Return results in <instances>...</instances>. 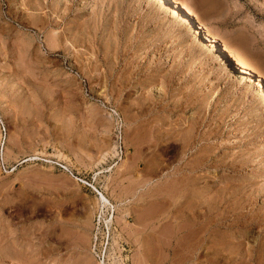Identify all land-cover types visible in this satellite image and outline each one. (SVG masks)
Listing matches in <instances>:
<instances>
[{
	"label": "rangeland",
	"instance_id": "rangeland-1",
	"mask_svg": "<svg viewBox=\"0 0 264 264\" xmlns=\"http://www.w3.org/2000/svg\"><path fill=\"white\" fill-rule=\"evenodd\" d=\"M224 2L250 81L160 0H0V264H264V0Z\"/></svg>",
	"mask_w": 264,
	"mask_h": 264
},
{
	"label": "bare ground",
	"instance_id": "bare-ground-1",
	"mask_svg": "<svg viewBox=\"0 0 264 264\" xmlns=\"http://www.w3.org/2000/svg\"><path fill=\"white\" fill-rule=\"evenodd\" d=\"M162 2V4L168 8L171 12V15H173L174 17H176L178 21H181L182 23H184L187 27V30L194 33V35H197L200 40H201V43H203L207 48L208 50L214 54V56H216L217 58L221 59V61H223L224 63H227L228 65L231 66L232 70H234L236 73H237V76L240 78V81L242 80H247L250 81L251 80V77L248 76V73H250V71L245 67V65H243L241 62L235 60V59H232L229 57V55H227L226 53L222 52L221 49H219V47L217 46V43L216 41L211 37L210 34H208V32H205L203 30H200V27L198 25H196L195 23H193V21L189 18V16L185 13V11H183L182 6L179 5V1L177 2L176 0H160ZM210 35V36H209ZM212 54V55H213ZM258 83H259V86H260V90L261 92L264 94V86L262 85L261 81L258 79ZM147 164V163H146ZM149 167V166H148ZM150 173V172H149ZM177 173V172H176ZM178 175V174H177ZM184 176V175H183ZM178 178V177H177ZM175 179V178H174ZM147 180V179H146ZM142 181V180H141ZM145 184V183H144ZM144 194V193H142ZM158 196V195H157ZM102 199L106 202L107 200L105 199V197L102 196ZM195 212V211H194ZM204 215V214H203ZM191 223V222H190ZM189 223V224H190ZM63 224L62 221H60V219H55L50 225H49V229L45 232V236L47 237V245L48 246L47 248L49 249V251L51 250H56L57 247H53L50 243V240L51 239H56L58 240L60 238V232H59V228L60 225ZM179 226H181L182 228V225L184 224H178ZM188 225L186 224V227ZM194 226V224H193ZM202 226V225H201ZM204 226V225H203ZM200 227V226H199ZM198 227V228H199ZM180 228V229H181ZM203 228V227H202ZM59 229V230H58ZM179 229V228H178ZM179 229V230H180ZM188 229V227H187ZM195 229V227H194ZM199 230V229H198ZM191 230H188L187 233H190ZM196 231V230H195ZM194 231V232H195ZM201 231V229H200ZM185 232V231H184ZM186 232L184 233L185 236H188L186 234ZM193 234H196L194 233ZM181 233V232H180ZM183 235V233L181 234ZM192 235V234H191ZM198 235V234H197ZM178 237V236H177ZM181 238H183V236H180ZM181 238H178L179 240H181ZM193 238V237H192ZM203 238V237H202ZM185 239V238H184ZM60 240V239H59ZM200 240V239H199ZM185 241V240H184ZM202 241V239H201ZM52 242V241H51ZM60 242V241H59ZM177 242V241H176ZM175 242V243H176ZM53 243V242H52ZM189 244V243H188ZM11 249H6L4 251V258L6 257V255H12L11 258L15 259L16 258V255L17 257L19 258L22 254L19 252V250H17L13 245H14V240L11 241ZM197 245H200V244H197ZM194 246V245H192ZM9 247V246H8ZM187 247H189L187 245ZM196 247V246H194ZM149 249V248H148ZM255 251V250H254ZM21 254V255H20ZM182 259V258H181ZM18 260V259H17ZM175 260V259H174ZM178 262H181L179 261L178 259ZM177 262V263H178ZM182 263V262H181ZM255 263V262H254ZM102 264V263H101ZM258 264V262H257Z\"/></svg>",
	"mask_w": 264,
	"mask_h": 264
},
{
	"label": "crops",
	"instance_id": "crops-1",
	"mask_svg": "<svg viewBox=\"0 0 264 264\" xmlns=\"http://www.w3.org/2000/svg\"><path fill=\"white\" fill-rule=\"evenodd\" d=\"M179 1V5L184 6L183 8L188 14H191L194 21L200 23L204 28L205 32L211 35V37H217L219 26L225 23L228 19V11L225 7L224 0H176ZM180 5V6H181ZM209 35V36H210ZM232 42L238 39L236 33L230 34ZM231 42V43H232Z\"/></svg>",
	"mask_w": 264,
	"mask_h": 264
},
{
	"label": "built area",
	"instance_id": "built-area-1",
	"mask_svg": "<svg viewBox=\"0 0 264 264\" xmlns=\"http://www.w3.org/2000/svg\"><path fill=\"white\" fill-rule=\"evenodd\" d=\"M4 139H5V131L4 128H0V167H5V161H4Z\"/></svg>",
	"mask_w": 264,
	"mask_h": 264
}]
</instances>
